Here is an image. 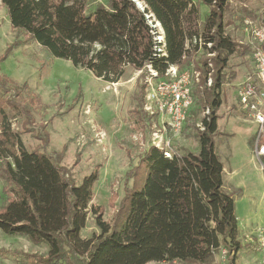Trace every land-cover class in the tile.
<instances>
[{
  "label": "trees",
  "instance_id": "16d2710c",
  "mask_svg": "<svg viewBox=\"0 0 264 264\" xmlns=\"http://www.w3.org/2000/svg\"><path fill=\"white\" fill-rule=\"evenodd\" d=\"M138 1L143 8L134 0L2 3L12 28L24 31L27 40L106 82H118L128 67L144 75L151 67L161 77L171 66L180 72L195 70L192 99L209 109L201 127L191 111L186 120L196 132L199 150L168 156L164 148L149 146L127 173L125 195L110 224L103 221L105 208L93 204L99 169L77 184L61 155L28 149L23 135L31 132V107L41 106L40 97L28 84L0 76V179L5 196L0 229L49 247L44 256L1 247L0 255L27 264H218V250L224 247L236 262L242 249L236 204L225 188L215 136L223 86L236 76L227 71L229 61L234 54L253 55L252 47L226 33L232 0H203L210 7L204 22L192 0ZM238 12L242 26L248 18L257 19L247 7ZM152 20L162 24L164 43L156 40ZM24 42H13L0 60ZM147 89L146 82L138 85L132 110L142 131L159 118L144 109ZM18 117H23L21 130L14 127ZM35 137L43 146L50 144L45 126ZM259 159L264 165V155ZM117 195L110 198L111 207ZM91 213L100 232L83 238Z\"/></svg>",
  "mask_w": 264,
  "mask_h": 264
},
{
  "label": "rangeland",
  "instance_id": "374dc122",
  "mask_svg": "<svg viewBox=\"0 0 264 264\" xmlns=\"http://www.w3.org/2000/svg\"><path fill=\"white\" fill-rule=\"evenodd\" d=\"M136 1L143 8V3ZM192 1L198 6L200 20L204 22L210 7L203 0ZM242 7L255 12L257 19L248 18L242 26L238 12ZM263 11L264 0H232L231 10L226 14L229 23L226 33L232 39L250 45L246 27L251 23L260 25ZM17 40L25 42L6 59L0 60V76H7L20 86L28 84L30 91L41 100V106L31 107L35 122L30 125L31 132L23 135V141L30 150L61 155V163L68 168L77 184L99 169L93 204L105 208L103 221L113 223L125 195L127 173L138 165L145 150L154 145V134L158 130H161L163 148L171 153L199 150L194 129L185 124L180 131H174L165 113L158 112V122L140 130L136 114L132 113L137 107L134 95L138 85L147 83L149 70L144 75L128 67L118 82L110 83L88 70L73 66L69 60L52 57L40 44L27 40L24 31L12 28L8 10L0 0V56ZM253 69V55L241 57L234 54L231 57L227 71L234 72L236 76L223 86L221 117L215 136L216 152L224 165L225 188L236 204L242 249L235 264H262L264 257L263 252H259L247 239L264 227V165L254 151L257 124L247 118L238 96L240 88L253 76ZM149 92L147 89V94ZM148 101L146 95L144 109L151 114L146 109ZM190 111L196 116L197 125L201 124L203 107L194 102ZM22 119H14V127L18 130L22 129ZM44 126L50 134L47 146L35 137ZM2 187L0 179V205L5 202ZM115 193L118 197L111 207L110 198ZM99 232L98 221L91 213L82 237L90 238ZM0 247L42 256L49 251L47 245H36L25 236L10 235L1 229ZM0 264L27 263L0 255Z\"/></svg>",
  "mask_w": 264,
  "mask_h": 264
},
{
  "label": "built area",
  "instance_id": "2783aa9c",
  "mask_svg": "<svg viewBox=\"0 0 264 264\" xmlns=\"http://www.w3.org/2000/svg\"><path fill=\"white\" fill-rule=\"evenodd\" d=\"M156 40L160 43L165 42V32L159 21H150ZM161 29V30H159ZM159 30V31H158ZM250 37V45L253 50L254 69L253 76L240 88L238 96L241 108L249 120L257 124V137L254 151L260 158L264 155V26L250 24L246 27ZM211 45V44H209ZM147 77L149 93L147 94L148 103L146 109L151 113H165L169 118V125L174 131H180L186 124L189 111L194 104L191 95L193 81L198 78V73L193 69L179 71L177 66H171L161 77L156 70L149 67ZM212 83L209 80V85ZM151 89V90H150ZM209 115V109H204V118ZM200 127L201 124H198ZM154 137V145L163 149L161 130H158ZM166 155L171 156L167 151ZM248 242L253 244L259 252L264 255V227L258 229L255 236H248ZM218 264H235L229 259L226 248L218 250ZM264 264V257L262 258Z\"/></svg>",
  "mask_w": 264,
  "mask_h": 264
},
{
  "label": "water",
  "instance_id": "95a60500",
  "mask_svg": "<svg viewBox=\"0 0 264 264\" xmlns=\"http://www.w3.org/2000/svg\"><path fill=\"white\" fill-rule=\"evenodd\" d=\"M134 1H136V0H134ZM138 4V3H137ZM139 5V4H138Z\"/></svg>",
  "mask_w": 264,
  "mask_h": 264
}]
</instances>
